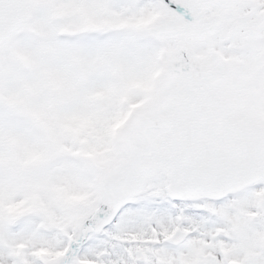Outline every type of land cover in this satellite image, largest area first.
Here are the masks:
<instances>
[{
	"label": "snow or ice",
	"instance_id": "6c2138e0",
	"mask_svg": "<svg viewBox=\"0 0 264 264\" xmlns=\"http://www.w3.org/2000/svg\"><path fill=\"white\" fill-rule=\"evenodd\" d=\"M0 264H264V0H0Z\"/></svg>",
	"mask_w": 264,
	"mask_h": 264
}]
</instances>
